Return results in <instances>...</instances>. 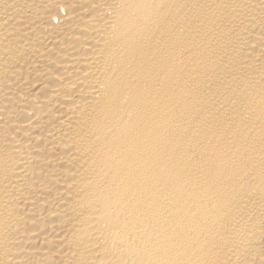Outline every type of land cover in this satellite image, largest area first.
Instances as JSON below:
<instances>
[{
  "label": "bare ground",
  "instance_id": "obj_1",
  "mask_svg": "<svg viewBox=\"0 0 264 264\" xmlns=\"http://www.w3.org/2000/svg\"><path fill=\"white\" fill-rule=\"evenodd\" d=\"M0 264H264V0H0Z\"/></svg>",
  "mask_w": 264,
  "mask_h": 264
}]
</instances>
